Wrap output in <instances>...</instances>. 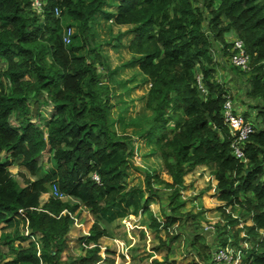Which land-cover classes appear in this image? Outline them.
<instances>
[{
  "label": "trees",
  "instance_id": "trees-1",
  "mask_svg": "<svg viewBox=\"0 0 264 264\" xmlns=\"http://www.w3.org/2000/svg\"><path fill=\"white\" fill-rule=\"evenodd\" d=\"M40 1L44 5L37 12L32 0H0V240L11 248L10 260L0 255V264H96L100 239L111 237L100 221L115 217L144 213L155 234L169 233L183 217L184 177L196 166H205L214 177L217 200L240 211L236 219L227 216L229 223L245 215L251 221L243 228L252 243L243 264H264V0H119L114 12H103L108 0ZM100 13L112 24L128 26L125 34L132 35L126 65L137 64L149 84L144 105L150 114L137 119L136 127L140 139L153 137L162 172L171 182L146 172L143 189L126 188L134 151L130 136L111 125L116 69L109 68L93 39L92 23ZM69 26L76 31L64 44L63 30ZM225 33L244 43L249 68L240 72L251 83L246 103L259 108L255 131L244 144L245 162L231 155L221 109L232 94L215 80L218 64L210 55L217 41L224 54L229 51ZM42 106L53 109L43 120ZM43 153H50L47 169L39 162ZM11 166L35 179L22 175L20 186ZM52 184L67 199L48 196L41 203ZM154 185L169 192L162 221L148 207L160 192ZM79 207L94 219L83 238L84 254L64 262L70 215ZM20 225L29 228V237L20 233ZM7 228H13L12 237L3 233ZM195 244L190 245L200 260L208 261L207 248Z\"/></svg>",
  "mask_w": 264,
  "mask_h": 264
},
{
  "label": "rangeland",
  "instance_id": "rangeland-1",
  "mask_svg": "<svg viewBox=\"0 0 264 264\" xmlns=\"http://www.w3.org/2000/svg\"><path fill=\"white\" fill-rule=\"evenodd\" d=\"M108 1V7H103V12H114L115 7L113 6L119 0ZM127 28L128 26L112 24L111 20L105 19L102 13L97 14L92 23L93 39L94 42L99 44L97 50L105 57L109 68L116 69L110 93V103L112 104L110 109L111 125L118 133L123 131L129 135L131 138L130 145L133 146L134 152L130 163L134 166V169L127 170L126 188L136 186L143 189L146 172L151 175L158 173L161 178L166 179V177L162 172L158 152L153 147V137L147 136L140 139L138 127H136L139 126L137 119L150 114L144 105L149 84L139 71L137 64L126 65V62L131 58L126 46L132 38V35L125 34ZM74 31H76L75 28ZM121 33H123L122 36L118 38L117 35ZM223 38L231 44L232 40L238 37L234 33H225ZM107 42H110L111 45H108ZM112 44L119 45V47L113 49ZM228 56L229 51H225L218 68L215 64V80H219L232 94L230 99L233 106L239 108L238 111L241 114L246 113L247 118L257 126L255 114L259 108L248 107L246 103L249 101L246 93L251 90L248 74L241 73L234 68L229 63ZM100 71L102 70L100 69ZM101 74L104 79L107 78L106 73L102 71ZM32 102L33 100L30 101V103ZM52 111L51 107L42 106L39 111L42 120L50 117ZM9 121H12V117L9 118ZM38 122L34 119V123ZM48 158H50V153H43L39 158V162L45 169L49 167ZM22 175L26 178V175L18 170L14 177L23 181ZM207 177L208 181L206 180ZM28 178L30 177L27 174L26 179ZM185 178L187 179L185 180ZM185 178L186 187L184 189H186L180 192L181 199L185 203V206L180 210L183 212L181 214L183 217L177 219L172 227L168 229L169 233L163 230L155 234L148 227L149 221L144 213L139 214L140 216L129 215L100 221L101 228L111 234L110 238L103 237L100 239V255L105 258V264H155V260L160 264H168L169 262H173V264L201 263L202 261L196 251L190 245L193 241L196 242L195 245L203 244L207 248L205 251L210 258L205 263L208 264L214 249L221 245L222 241L225 240V236L228 237L226 243L229 238H233V244L238 248H242L244 242L248 244V249L243 250V253L241 252L243 257L248 252L250 253L251 238L245 236L246 232L243 228L251 225V221L248 215H245L239 223L237 222L234 225L229 223L227 216L236 219L240 211L238 209L232 210L230 207L225 206L223 202L217 200L216 181L210 174L209 169L205 168L197 170V172L195 170L190 174V177L185 176ZM20 184L22 185L21 182ZM154 186L160 188V192L151 199L148 207L153 215L162 221L163 212H167L168 209L167 196L169 192L163 185ZM40 200L43 201L41 198ZM70 219L67 240H65L67 249L63 250L61 256L63 258L61 260L64 262L67 260V256L75 258L84 254L78 242H80L82 236L83 243V238L89 235V228L93 222L91 215L84 208L81 209L80 213L71 214ZM19 230L24 236H30L29 228L20 225ZM237 230H239V240L234 234ZM13 232V228L3 230V233L8 237H12ZM0 234H2L1 230ZM170 236L174 239L171 240ZM35 242L38 243V240ZM247 244L244 245V248H247ZM12 245L19 246V243L13 241ZM20 246H27V242L21 243ZM105 248L108 249V253L105 252ZM10 250V246L0 240V255L4 256L3 261L10 260ZM243 263V259H241L240 264Z\"/></svg>",
  "mask_w": 264,
  "mask_h": 264
},
{
  "label": "built area",
  "instance_id": "built-area-1",
  "mask_svg": "<svg viewBox=\"0 0 264 264\" xmlns=\"http://www.w3.org/2000/svg\"><path fill=\"white\" fill-rule=\"evenodd\" d=\"M32 1L34 10L40 12L44 3L40 0ZM54 12L57 16L60 13L57 8H55ZM74 33L75 31L72 26L64 28L62 37L64 44H68L71 41V37ZM228 59L229 63L237 70L242 72L248 71L250 58L245 51L244 43L240 38L232 40ZM196 79L198 89L201 92H204L205 89L203 88V84L200 81L201 75L197 73ZM221 116L223 123L228 127L231 155L238 160L245 162L246 159L244 155V144L248 136L255 131V125L250 120L245 119L243 114L235 112L233 102L229 97L226 98L222 105ZM92 179L95 182L99 181V178L96 174L92 175ZM49 196L59 198L60 200L66 199L65 194H63L57 188L56 184L51 185ZM37 239L38 238H33L34 241ZM233 241V238H229L225 245H219L217 248H215L208 264H240L241 259L244 258L241 252L243 253V250L246 251L248 249V244L244 242L242 244V248H238L233 244ZM245 244H247V248H244ZM198 264L206 263L201 262Z\"/></svg>",
  "mask_w": 264,
  "mask_h": 264
},
{
  "label": "crops",
  "instance_id": "crops-1",
  "mask_svg": "<svg viewBox=\"0 0 264 264\" xmlns=\"http://www.w3.org/2000/svg\"><path fill=\"white\" fill-rule=\"evenodd\" d=\"M219 42L217 41L216 43H215V45H214V47H213V49L212 50H210V55H211V57H212V59H213V61L216 63V64H219V62L222 60V56L224 55V53L221 51V47L222 46H219ZM218 71L220 70V69H217ZM220 71H222V70H220ZM234 109H235V112H238V113H240L239 111H238V109L239 108H235L234 107ZM249 120V119H248ZM48 165L50 166V164L48 163ZM206 167L205 166H196L190 173H188L186 176L187 177H190V174L192 173V172H194L195 170H196V172H197V170H203V169H205ZM9 170L11 171V173L13 174V176H15L16 174H17V172H18V170L19 171H21L23 174H25L26 175V178H27V174L29 175V177L30 178H28V179H30V180H34L35 178L33 177V176H31L27 171H25L23 168H21V167H17V166H11L10 168H9ZM27 173V174H26ZM166 177V179L165 178H163L162 177V179L163 180H165L166 182H171V178L168 176V175H166L165 176ZM185 178V177H184ZM16 179V178H15ZM187 178H185V180H186ZM19 183L21 182L22 183V185L20 184V186H23V181L20 179V180H18V179H16ZM206 180L208 181V177L206 178ZM215 180V179H214ZM184 187H186L185 186V182H184ZM186 189V188H185ZM184 189V190H185ZM48 198V193L47 194H43L42 196H41V199H43V201L41 202V203H43V202H45L46 201V199ZM45 199V200H44ZM82 208H84V207H79V208H77L75 211H74V214L77 212V213H80V211H81V209ZM85 209V208H84ZM87 212H88V210H87ZM90 214V213H89ZM91 215V214H90ZM131 216H133V215H131ZM140 216V215H139ZM91 217H92V219H94L93 218V216L91 215ZM93 221V220H92ZM87 233V232H86ZM78 243H80V245H81V250H82V248H83V243H82V236H81V238H80V242H78ZM66 249H67V247H66ZM123 253V252H122ZM122 255V254H121ZM79 257V256H78ZM78 257H75V258H73L72 256H67V258H71L72 260H76V258H78ZM125 257H127V256H125ZM104 257H102L101 256V260L98 262V263H103V264H105L106 262L104 261ZM197 263H199V262H197ZM203 263H205V262H203Z\"/></svg>",
  "mask_w": 264,
  "mask_h": 264
},
{
  "label": "clouds",
  "instance_id": "clouds-1",
  "mask_svg": "<svg viewBox=\"0 0 264 264\" xmlns=\"http://www.w3.org/2000/svg\"><path fill=\"white\" fill-rule=\"evenodd\" d=\"M50 190V189H49ZM48 196H49V192H48ZM67 199V198H66ZM65 200V199H64Z\"/></svg>",
  "mask_w": 264,
  "mask_h": 264
}]
</instances>
